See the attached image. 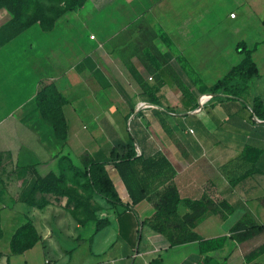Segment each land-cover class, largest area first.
I'll return each mask as SVG.
<instances>
[{
    "label": "crops",
    "instance_id": "0c3cea01",
    "mask_svg": "<svg viewBox=\"0 0 264 264\" xmlns=\"http://www.w3.org/2000/svg\"><path fill=\"white\" fill-rule=\"evenodd\" d=\"M239 47L256 75L225 81L245 61ZM47 88L63 140L38 109ZM85 163L105 165L120 199L96 250L65 199L35 185ZM168 183L217 210L191 230L198 240L171 245L151 220ZM262 198L264 0H85L0 43V264H264L246 259L264 228L244 237L264 227ZM28 221L35 243L13 251Z\"/></svg>",
    "mask_w": 264,
    "mask_h": 264
},
{
    "label": "rangeland",
    "instance_id": "374dc122",
    "mask_svg": "<svg viewBox=\"0 0 264 264\" xmlns=\"http://www.w3.org/2000/svg\"><path fill=\"white\" fill-rule=\"evenodd\" d=\"M81 1L0 0V42L35 21H49L67 9H76ZM39 182L35 184L38 188L47 192H55L57 196L65 199L66 208L85 229L86 245L89 250L99 249L106 243L110 224L107 212L110 210L109 205L112 202L95 190L90 168H78L70 165L68 174L63 173L61 178H51ZM15 227V225L7 226L5 231L13 230ZM16 231L17 236L21 233L24 234V237L19 241V249L27 245H34L37 236L30 221Z\"/></svg>",
    "mask_w": 264,
    "mask_h": 264
},
{
    "label": "trees",
    "instance_id": "16d2710c",
    "mask_svg": "<svg viewBox=\"0 0 264 264\" xmlns=\"http://www.w3.org/2000/svg\"><path fill=\"white\" fill-rule=\"evenodd\" d=\"M84 2L85 0H82L77 5V8L82 6ZM67 10H74V9L71 8ZM65 11L61 12L58 16L51 18V20L49 21L39 20L33 23L39 22L43 27H45L47 25L52 24V22H54ZM239 51L245 53V61L238 69H235L233 72H231L227 77V79H225V81L229 80L233 74H236L238 72H242L244 76L248 78L256 75V70L250 60L248 51H245L240 47H239ZM224 84H225L224 82H221L218 85H216V87L214 88L221 87ZM44 92L45 94H43ZM43 93H40L36 99L38 109L42 117L52 124L57 138L63 140L65 137V124L58 108L59 97L57 96L53 88L44 89ZM85 168H90L92 170L94 188L99 194L103 195L111 202L120 201L118 194L115 191L112 182L108 176L104 164L85 163ZM259 203L264 208V198L260 199ZM180 204H183L187 208L186 213H184L182 216L178 215V206ZM153 207L155 209V214L153 215L151 220L152 221L158 220V223L156 225L157 231L161 234H164L170 241L171 245H180L198 240L197 235L191 232V230L195 227L197 221L208 212L209 213L217 212V210L211 205L209 201H204V200L191 201L188 199L181 200L178 195L177 189L173 183H168L166 187L162 190V192H160L157 195V201L153 202ZM263 228L264 227L258 226L255 229H252L251 232L244 237L248 238L254 236L255 234H258ZM22 237H24V234L22 233L18 236L17 233L14 235L12 239L13 251H17V252L22 251L32 246V245L30 246L27 245L24 248L19 249L18 244L20 243L19 241ZM199 244H200V249L202 251L214 250L222 246L223 238H219L213 241H200ZM262 253H264V244L258 247L250 254H248L246 259L247 260L253 259L261 255Z\"/></svg>",
    "mask_w": 264,
    "mask_h": 264
},
{
    "label": "built area",
    "instance_id": "2783aa9c",
    "mask_svg": "<svg viewBox=\"0 0 264 264\" xmlns=\"http://www.w3.org/2000/svg\"><path fill=\"white\" fill-rule=\"evenodd\" d=\"M230 16L233 17L234 14H231ZM91 38H93V36H91ZM210 98H211V95L204 94V95H202V96L198 99V101H199V103H201V102H207ZM139 106H143V105L140 104ZM0 262H1V256H0Z\"/></svg>",
    "mask_w": 264,
    "mask_h": 264
}]
</instances>
